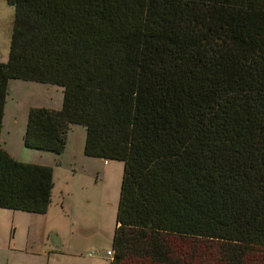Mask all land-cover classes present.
Segmentation results:
<instances>
[{
	"label": "trees",
	"instance_id": "16d2710c",
	"mask_svg": "<svg viewBox=\"0 0 264 264\" xmlns=\"http://www.w3.org/2000/svg\"><path fill=\"white\" fill-rule=\"evenodd\" d=\"M8 1L16 12L0 62V208L45 213L51 205L53 168L14 158L1 133L12 79L56 84L62 107H31L24 145L61 154L71 126L82 125L87 156L124 162L110 264H185L178 242L199 231L207 205L194 169L179 164L183 148L169 146H188L193 133L208 141L211 169L255 203L229 213L252 215L208 237L220 264H248L260 250L255 239L264 240V0ZM163 1L190 10L163 22ZM218 63L231 70L197 128L169 119L153 122L148 137L151 110L174 114L179 84Z\"/></svg>",
	"mask_w": 264,
	"mask_h": 264
},
{
	"label": "rangeland",
	"instance_id": "374dc122",
	"mask_svg": "<svg viewBox=\"0 0 264 264\" xmlns=\"http://www.w3.org/2000/svg\"><path fill=\"white\" fill-rule=\"evenodd\" d=\"M188 10L190 7L187 3L163 1L160 20L165 22L179 18ZM15 12L16 7L13 3L8 0H0L1 63H6L9 58ZM230 70L228 63H218L211 66L209 71L199 73L193 79L180 83L178 89L180 101L178 107L172 111L174 114L168 116L166 109L155 107L149 114L151 118L144 120L146 128L144 130L148 137H151L148 130L153 122L156 123V127L161 124L167 126L169 119L174 121L176 127L188 130L197 128L196 124L204 110L203 106L214 104L209 95L224 85ZM154 93L161 94L162 91L155 90ZM63 97V89L59 85L12 79L4 112L2 144L7 142L9 147H5V145L4 147L9 149L11 154L16 159L18 158L17 160H24L21 162H29L35 158L34 160L40 164L53 168L54 186L47 226L48 230H56L63 237L64 248H75L78 241L74 236L76 233L79 236L82 235L83 230L85 231L84 228L88 230L84 233L88 235V246L110 247L116 228L124 162L109 160V163H105L102 158L87 156L84 151L86 130L82 125L71 126L67 144L61 154L28 149L24 145L23 136L27 127L29 109L31 107L60 109L63 105ZM193 135L194 138L188 146L180 147L177 140H170L169 149L183 148L184 157L179 160V164L194 169L198 180L199 194L203 196L207 207L200 215V219L196 221L201 225L199 231L189 237L187 241L178 242V247L184 255L185 264L191 261L193 264H207V262L220 264L215 248L218 241H212L208 237L228 231V229L231 230L237 217L252 215L245 209L235 214L229 213L236 211L240 205L250 207L255 203L248 195L236 189L231 181L229 182L211 169L213 153H211L212 149L208 148V141L202 139L199 133H193ZM185 147L186 150H184ZM216 152L219 151L216 150ZM207 168L210 170V176L206 178L201 171H206ZM12 213L28 214L22 210L0 208V250H2V255L5 254L6 236L15 235L17 239H22L21 249L25 243L27 231L25 221L22 222V218L14 221ZM22 226L24 232L21 229ZM255 243L260 250L249 255L248 264H264V240L259 236L255 239ZM44 252L45 250H43ZM13 253H15V257L18 256L27 264L32 258L24 254V251ZM112 256H106V264H110ZM191 256H193L192 259Z\"/></svg>",
	"mask_w": 264,
	"mask_h": 264
},
{
	"label": "crops",
	"instance_id": "0c3cea01",
	"mask_svg": "<svg viewBox=\"0 0 264 264\" xmlns=\"http://www.w3.org/2000/svg\"><path fill=\"white\" fill-rule=\"evenodd\" d=\"M4 143L5 147H9L7 142ZM7 150L11 154V151L9 149ZM34 159L29 160V162L40 164ZM20 160L24 161L22 159ZM50 206L45 213L28 212L27 215L12 213L11 216L14 221H18L16 219L20 218H22V222L25 221L27 230L25 234V243L24 247L21 249L22 239H17L15 235L6 236L7 244L5 254L2 255V250H0V264H27V262H23L18 256L15 257L16 255L13 253L15 251H24V254L31 256L32 258L28 261V264H106V256L108 255V251L112 249L113 237L110 247L103 248L98 245L90 247L88 246V235L84 234L88 232V230L84 228L85 231L83 230L82 235L79 236L76 233L74 236L78 241L76 247L71 249L64 248L63 237L56 230H48L47 216L50 213ZM21 229L24 232L23 226ZM43 250H45L44 253Z\"/></svg>",
	"mask_w": 264,
	"mask_h": 264
},
{
	"label": "built area",
	"instance_id": "2783aa9c",
	"mask_svg": "<svg viewBox=\"0 0 264 264\" xmlns=\"http://www.w3.org/2000/svg\"><path fill=\"white\" fill-rule=\"evenodd\" d=\"M108 161L107 160H105V163H107ZM108 255H110V256H112L113 255V252H112V250H109L108 251Z\"/></svg>",
	"mask_w": 264,
	"mask_h": 264
}]
</instances>
